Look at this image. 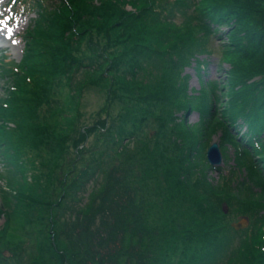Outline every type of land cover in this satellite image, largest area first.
I'll return each mask as SVG.
<instances>
[{"label": "rangeland", "instance_id": "obj_1", "mask_svg": "<svg viewBox=\"0 0 264 264\" xmlns=\"http://www.w3.org/2000/svg\"><path fill=\"white\" fill-rule=\"evenodd\" d=\"M0 1L9 16L15 9L22 16L18 46L0 61V264H235L227 257L244 243L249 252L252 238L264 248L262 194L234 200L239 174L226 179L240 169L234 149L222 147L218 171L204 158L210 143L221 144V133L210 131L216 117L227 120L232 94L264 112V0H151L158 15L151 32L139 17H120L122 8L148 7L143 2L85 0L81 17L78 7L65 9L51 29L59 35L53 77L42 51L49 40L37 36L43 8L56 0H16L15 8ZM197 9L212 33L195 29ZM28 50L35 54L25 62ZM179 82L185 100L172 89ZM202 91L213 101L204 131L193 109ZM178 106L179 130L191 132L180 134L188 161L171 146L168 115ZM174 156L183 158L168 161ZM211 193L220 203L206 202ZM243 218L249 224L235 231Z\"/></svg>", "mask_w": 264, "mask_h": 264}, {"label": "trees", "instance_id": "obj_2", "mask_svg": "<svg viewBox=\"0 0 264 264\" xmlns=\"http://www.w3.org/2000/svg\"><path fill=\"white\" fill-rule=\"evenodd\" d=\"M83 1H85V0H56V3L58 4V6L56 8H54L52 10H47V7L43 8L44 12H42L41 14L42 15L44 14L43 19H46V23L44 25V30L41 31L37 37H41V35L43 33V34H45V36L49 40V45L45 44L42 47V51H44L43 53L45 55H47V57H48L47 63L45 65V67H46L45 74L47 75V77H48V74L50 75V77H53L55 74V70L57 68L56 64H55V62H56L55 46H52V42L57 41L59 35L55 32L52 33L51 29L58 26L60 20L62 19L63 15H64L65 9H67L71 13H75L76 8L78 7L79 8L78 17L79 16L81 17L83 15V13L81 11L80 4ZM119 1H123V0H119ZM125 1H129L133 5H135V3H137L138 1L143 2V3L148 5V7H140L137 10L135 9V13L133 11H124V9L122 8L120 17H123V18L125 17L127 19V21L130 19H135V21H136L139 17L142 19L143 25H145L146 27H149L148 32H151L150 24L155 21L152 19L155 17H158V15H155L153 13L152 1L151 0H125ZM147 14H149V16L151 18L146 17ZM193 15H194L193 25H194L195 29H197L198 32L206 33L208 31L209 33H212V30L210 28V25H211L210 21H208L204 17V15L198 11V9H197V11L194 12ZM202 15H203V17H202ZM47 17H48V19H47ZM66 25H69V24L66 23ZM152 30H153V28H152ZM150 44L157 45L155 42H151ZM28 54L30 56H27V58L25 59V62L30 57L33 58L35 53L31 52V50H28ZM60 58H61V56H60ZM62 59H63V57H62ZM62 59L60 60V62L64 63V59H63V61H62ZM25 62H24V66H26ZM30 63L31 62H29L28 64H30ZM173 66L175 68L177 67L174 64H173ZM228 77H230V76L228 75ZM45 79H46V77H45ZM27 85H29V84H27ZM24 88H26V87H24ZM172 89L177 94L178 99H180V100L187 99L186 98L187 93H185V85L183 82H179L175 87H172ZM26 90H29V88H26ZM31 91L26 92V94L36 95L35 93H32ZM21 92H19V93H21ZM161 93L164 96L167 95L166 90H163ZM153 94H157V93H153ZM212 94H213V91H212ZM201 97L204 100V102L198 101L193 109H196L200 113V115H202L203 126L200 128H202L201 131H204V127H208L210 124V121H211V118H206V116L211 115L210 112L212 110L213 101H212V98L209 97L208 92H206V91H202ZM202 99H200V100H202ZM14 102H16V106H17L18 110L24 109L26 106L25 99H18L17 98ZM248 103H249L248 100H246L245 102L240 104V102H237L236 94H235V96H233V94H232L230 96V100H228V103L226 105H224V108H225L224 109V111H225L224 117L227 118V120H224L225 123L223 122L222 117L219 119L217 117L215 118L214 125L211 127L210 132L214 133L217 130L221 131V144L223 147L226 144L231 145L233 148L239 147L240 143L237 142L235 137L232 135V133L228 129V127H231L234 124H236V122L238 120L246 125L248 132L254 133V134L255 133H257V134L264 133V112L262 110H260L253 102H251V104H248ZM172 111L173 112H170L168 115L169 120L172 122V126H171L172 130L175 134L174 139H172L173 141H172L171 146L174 149V151H176V152H178L180 150L184 151L185 158L188 161L191 158L192 150L191 149L188 150L185 146H183L184 145L183 138L180 136V134L186 135V134H191V132H190L189 127H187V126H184L183 130H179L180 126H179V123L176 122V120L179 119L180 116H177V117H176V115L174 116V113L179 114L181 111H184V108L182 106H178L176 110L172 109ZM183 118H185V117H183ZM14 119H15V116H13V120ZM189 140L191 141V138ZM260 148H261V150L257 151L255 148L252 147V151L248 152L246 150L243 151L242 146H241L240 151H238V152L235 151L234 161H235L236 165L240 168L244 167L248 182H250L253 186L258 188L259 192H252L250 189H247V191H246L247 193H245L244 189H242V186H241L240 190H238V191L231 190L235 196L234 200H237V198L239 197L242 200V202H244L245 200H249V199L253 200V199H256L257 197L259 198L262 194V197L260 199H258V203L264 204V197H263L264 190L262 189V187H264V179H263L264 172L262 174V170H264V143H261ZM253 155H258L261 158V160L259 162L252 163L251 158ZM177 158L179 159V161H181V159L183 157H175L174 156L173 158L169 159L168 161H170L171 163H175ZM190 177H192V175ZM203 182H205V181H203ZM193 185L195 187H198V188H196L198 191H204L205 186H206V184H200V183H197V181H195V183H193ZM193 185H192V187H193ZM257 193H259V194H257ZM195 194L202 198V195H200L198 193H195ZM203 198L206 200V202L208 204L213 205L214 203L215 204L220 203V199L222 197L217 198L211 193L210 199L207 198L206 196H203ZM241 206L245 210H247L249 208V206H245L244 204H242ZM262 207H264V206H262ZM220 229H222V227ZM220 229L217 228V230H220ZM208 231H210L209 234H208ZM212 231H213V229L205 230V233L208 234L207 237L210 236ZM255 240H256L255 242L257 243L256 245L263 243L259 237H256ZM215 246L216 245H214L212 249H214ZM247 250H248V248L246 247V245L244 243V247L238 248L236 250V253H238L239 256H228L227 259L228 260L233 259L235 264H264L263 263L264 262V252L261 251L259 249V247L257 248V250L250 248L249 252H247Z\"/></svg>", "mask_w": 264, "mask_h": 264}, {"label": "water", "instance_id": "obj_3", "mask_svg": "<svg viewBox=\"0 0 264 264\" xmlns=\"http://www.w3.org/2000/svg\"><path fill=\"white\" fill-rule=\"evenodd\" d=\"M207 159L211 165H219L221 162V157L218 151L217 144H212L207 152ZM226 212V210H225ZM246 221H242L238 224H234V229H240L245 227Z\"/></svg>", "mask_w": 264, "mask_h": 264}, {"label": "bare ground", "instance_id": "obj_4", "mask_svg": "<svg viewBox=\"0 0 264 264\" xmlns=\"http://www.w3.org/2000/svg\"><path fill=\"white\" fill-rule=\"evenodd\" d=\"M12 23H13V22H12ZM8 26H9V28L11 29V31L15 28V25H14V24H9ZM4 27H5V26H3V28H4ZM9 35H10V38H6V37H9ZM15 37H17V36L14 35V34H12V33L9 34L8 31H4V30H2V31L0 32V41H10L11 39H14Z\"/></svg>", "mask_w": 264, "mask_h": 264}, {"label": "snow or ice", "instance_id": "obj_5", "mask_svg": "<svg viewBox=\"0 0 264 264\" xmlns=\"http://www.w3.org/2000/svg\"><path fill=\"white\" fill-rule=\"evenodd\" d=\"M6 22H7L6 20H0V25L6 24ZM8 32H9V34L11 33V29L10 28L8 29ZM6 38H10V35H9V37H6ZM12 43L15 44L16 41L13 40Z\"/></svg>", "mask_w": 264, "mask_h": 264}]
</instances>
